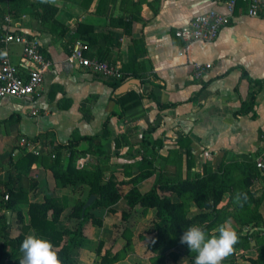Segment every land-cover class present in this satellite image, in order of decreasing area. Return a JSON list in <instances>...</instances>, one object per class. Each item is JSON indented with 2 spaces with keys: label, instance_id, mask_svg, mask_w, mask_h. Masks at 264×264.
I'll list each match as a JSON object with an SVG mask.
<instances>
[{
  "label": "crops",
  "instance_id": "obj_1",
  "mask_svg": "<svg viewBox=\"0 0 264 264\" xmlns=\"http://www.w3.org/2000/svg\"><path fill=\"white\" fill-rule=\"evenodd\" d=\"M229 1L50 0L59 8L58 23L45 27L32 8L23 10L20 19H13V29L36 38L53 65L45 75L43 89L32 102L6 99L0 103V121L12 115L18 117L11 125L0 127V179H9L7 160L12 152L16 155L24 149L22 139L44 135L36 144L46 154L52 142L63 145L77 138L75 131L82 136L103 134L109 117L110 137L102 141L108 158L101 163L108 162L111 172L121 170L120 165H137L144 155L155 153L160 162L175 159L177 163L172 167L179 175L182 161L187 163L188 150L196 162L192 169L195 173H203L204 167L199 164L202 161L206 166L219 158L255 162L264 152V86L255 85L264 80V19L248 16L250 0L242 3L236 0L234 14L215 42L186 44L175 37L177 29L212 9L227 14ZM80 25L91 26L92 34L79 32ZM77 40L88 45L85 56L120 69L129 63L131 56L137 57L145 64L144 80H129L113 91L109 86L112 81L70 61V47ZM19 60L20 50H15L14 62L18 64ZM207 63L212 68L196 79L195 66ZM244 71L251 79L242 78ZM123 87L126 88L121 91ZM131 91L145 97L121 118L117 98ZM255 91L259 94L253 111L236 116L242 102L249 103ZM158 103L176 106L160 110ZM33 109H38L39 114L33 116ZM150 128L156 129L155 132L149 133ZM147 139L155 148H144ZM7 146L9 153H2ZM87 148L86 142L79 147L76 158L79 164L93 161L94 157L83 153ZM63 154L66 163L69 152L65 150ZM4 166L6 169L1 171ZM134 169L136 175L138 166ZM166 172H171L168 167ZM31 179L37 181V189L30 191L29 200L44 202L45 195L50 194L47 187L54 181L52 172L36 164L24 178V185L28 186ZM124 179L129 180L126 176ZM54 197L64 201L62 196ZM114 209L118 213L107 209L109 212L97 214L103 226H107L113 214L125 211L118 206ZM106 237L101 239L117 243V238ZM96 250L90 253L80 244L74 254L75 263L95 264ZM115 264L153 262L149 253L142 255L135 250Z\"/></svg>",
  "mask_w": 264,
  "mask_h": 264
},
{
  "label": "trees",
  "instance_id": "obj_2",
  "mask_svg": "<svg viewBox=\"0 0 264 264\" xmlns=\"http://www.w3.org/2000/svg\"><path fill=\"white\" fill-rule=\"evenodd\" d=\"M238 1L242 3L243 0ZM27 8L33 9L43 27L58 23L56 16L59 8L51 4L50 0H0V38L6 32L5 18L10 15L14 20H18L23 10ZM127 26L126 24V28H128ZM78 31L92 34L93 29L88 25H80ZM61 33H65V31ZM86 57L88 58V56ZM89 58L92 59V57ZM121 72L123 76L120 80L109 83L113 91L118 90L122 84L129 80H144L147 71L143 61L141 62L137 57L131 56L129 63L121 69ZM242 78L251 79L245 71ZM256 84L262 88L264 80H259ZM258 94L259 91H255L250 95L251 100L249 103L242 102L241 109L235 115L250 114L255 107ZM144 97L143 94H137L133 91L118 97L117 102L121 106L120 117H124L129 109L139 105ZM147 97L155 99L152 95ZM174 106L176 104L158 103L160 110ZM17 119V115H12L10 118L0 121V127L11 125ZM109 119L104 124L103 134L82 136L75 131V134L78 135L77 138L63 145L52 142L48 148L49 152L46 154L41 153L37 156L25 149L15 156H12L14 152L11 153L7 160L11 171L10 177L7 181L0 179V238L4 240L0 243V264H3L8 258V250L13 252L12 264H20L21 258L18 257V254L22 253L20 251L22 242L30 232L50 240L63 264H76L74 254L76 249L80 247V241L84 236V230L88 223L92 221L93 224L103 226V221L94 216L92 212L97 209H108L112 213H118L114 207L122 200L126 201L129 208V212L121 211L125 219L131 217L137 207L145 210L154 208V237L147 245V252L151 255L153 264H168L169 258L177 263L178 254L176 252H171L167 256L160 254L159 251L166 247L174 248L180 242L184 231L192 225L203 226L209 233H215L217 227L223 223L219 220V209L226 194H230L229 203L235 205L237 210H246L251 204L262 201L251 190V186L255 181L264 182V173L257 169L255 162L231 161L223 163L216 171L209 168V166H204L203 173L193 174L192 169L195 166V161L191 150L187 152V173L186 175L179 174L178 179L166 172L168 167L166 162H163L161 166H156V155L152 153V155H144L136 175L130 172L126 176L129 180H118V177L111 173L109 165L101 163L102 160L108 158L102 141L110 137ZM155 130L150 128L149 133H153ZM41 137H44V135ZM41 137L28 140L36 143ZM45 137L47 138V136ZM85 142L88 143V148L83 153L94 157V159L92 163L79 164L76 159L77 153H80L79 147ZM149 147L155 148L154 145H149L147 139L144 148ZM65 150L69 152V157L67 162L63 163V151ZM36 164L50 170L59 187L77 189L80 186H88L90 197L92 195L97 197L85 213L84 206L86 203L76 205L73 208L70 219L77 221L75 231L71 232L68 227L63 226L62 215L66 206L59 198L54 197L52 194H46L42 203L29 200L30 191L37 189V181L31 179L29 185L26 186L23 180L28 177L32 167ZM107 173L111 174L107 176ZM155 176H158L155 187L147 193H142L139 185ZM239 176L243 179L242 189L234 185L235 177ZM124 185H130L132 188L127 193H123L122 187ZM166 193H170V195ZM172 195H176L178 200H174ZM7 196L8 199H6ZM192 204L201 212L189 218ZM21 206H25L26 212L23 211ZM8 212L16 213V222L21 225V233L16 238L11 236L13 222H8ZM210 212H213L215 217L212 218ZM261 231L264 236V230ZM252 236L253 233H247L245 236L238 234L239 241L234 249L248 248ZM68 237H71V239L67 240ZM96 254L101 257L100 262L96 264H115L121 260L122 256L125 257L122 253L111 254L106 252L103 254L101 243L96 250ZM230 256L231 254L225 259ZM252 263L261 264L257 261Z\"/></svg>",
  "mask_w": 264,
  "mask_h": 264
},
{
  "label": "rangeland",
  "instance_id": "obj_3",
  "mask_svg": "<svg viewBox=\"0 0 264 264\" xmlns=\"http://www.w3.org/2000/svg\"><path fill=\"white\" fill-rule=\"evenodd\" d=\"M20 49L21 48L19 47H14V50L19 51ZM5 149L6 150H3L2 153H9L10 146H7V148ZM89 162L92 163V161ZM163 162L167 163L168 169H170L171 171L169 172V174L174 175L175 178L178 179L179 175L177 174V169L172 167V164L177 163L176 160H171L170 158L167 161L162 162L156 160L155 165L161 166ZM228 162L229 161L225 160L221 161L220 158L217 160L214 159L210 161V164L212 165L209 166V168L216 171L220 166H222L223 163L225 164ZM140 163L141 162H137V165H131L129 167H127L128 165L126 164L120 165L122 168L121 170L114 171L111 173L116 175L118 177V180L122 181L124 180L125 176L128 175V173H134V168H137ZM104 164L109 165L108 162ZM186 164V161H182V175L186 174L184 171L185 167L187 166ZM199 164L200 166L203 165V167L206 166L203 161ZM5 169L6 166H4L1 171H4ZM173 170L175 171V173H173ZM111 173H107L106 175L109 176ZM193 174H195V172H193ZM235 178L236 179L234 185H237L238 188L240 187V189H242L243 179L240 176ZM157 181L158 176H155L141 183L139 185L142 190L141 192L147 193L151 191L155 187ZM47 188L50 194L54 196L59 195L60 197L62 196L64 198V201H61L63 205H66L65 212L62 215L63 226L68 227V230L71 232L75 231L77 228V221L71 220L70 214L72 213V210L76 205L79 206L83 203L88 202V200L90 199V188L88 186H80L77 187V189L73 187L61 188L58 186L55 179L49 184V187ZM130 188H132V186L124 185L122 187L123 193H127ZM251 190L255 194H259L260 197L258 198L262 201H260L259 203L251 204L246 210H237L235 205L229 203L230 194H226L224 201L219 209L220 222H225L226 220L230 219L232 226L237 231V234L245 236L247 235V233H253V236L250 237L248 248L234 249L231 253V256L228 259H224L222 264H253V261H257L261 264H264V236L261 231L262 229L264 230V182L255 181L251 186ZM160 193L164 194L163 192ZM166 194L170 195V193ZM172 196L174 200H178L176 195ZM116 206L120 208L119 210H125V212H129V208L125 200H122ZM23 211L26 212V209L23 208ZM106 212L109 211H107V209H97L93 211L92 214L97 217L99 215L105 214ZM200 212L201 211L194 204H192L191 209L189 211V218L196 216ZM210 214L212 218L215 217V214L213 212H210ZM16 218L17 214L12 213L10 218V223L13 222V228L11 232L12 238H16L21 233V225L16 222ZM110 218L112 219L110 222H107V226L102 227L93 224L92 221H90L86 229L84 230V236L82 237L80 244L90 250V253L92 251H95L101 243L103 254H105L106 252H110L111 254L122 253V255L124 254L127 256L128 253L135 252V250L141 251L142 255H145V253L148 254L147 245L152 241L154 237V208H148L145 210L141 207H137L135 212L128 219H125L122 214H113ZM32 233L33 232H30L29 234ZM102 236H107V239L109 237L117 238V243L113 242V240L109 243H106L104 240L101 239ZM71 237H68L67 240H70ZM1 242H4V240L0 238V243ZM171 252H176V254H178L176 264H195V257L197 256V253L191 252V250L186 244H181V242H179L174 248L166 247L159 251L160 254H164L167 256ZM12 253L13 252L11 250H8L9 256L3 264H12ZM18 257L22 259L23 253H19ZM100 260L101 257H97L96 263H99ZM168 261L172 264L175 263L173 262L172 258H169Z\"/></svg>",
  "mask_w": 264,
  "mask_h": 264
},
{
  "label": "built area",
  "instance_id": "obj_4",
  "mask_svg": "<svg viewBox=\"0 0 264 264\" xmlns=\"http://www.w3.org/2000/svg\"><path fill=\"white\" fill-rule=\"evenodd\" d=\"M236 9V0L227 3L228 13L212 9L207 13L195 17L188 25L175 31V37L186 44L193 42H215L221 30L227 26ZM247 14L251 18L264 19V0H250ZM6 32L0 38V103L6 99H19L32 102L34 96L43 89L45 75L51 69L53 62L43 52L41 43L34 37L13 29L14 21L9 15L5 18ZM14 47L20 49V60L14 62ZM70 61H75L106 80L118 81L123 74L121 69L113 64L85 56L88 46L81 40L75 41L70 47ZM212 68L211 63L197 64L195 78L200 79L207 70ZM39 114L33 109L32 115ZM21 146L34 153L41 154V148L33 142L22 139ZM15 156V154H13ZM258 170L264 173V152L255 160ZM9 197L7 196L6 199Z\"/></svg>",
  "mask_w": 264,
  "mask_h": 264
},
{
  "label": "clouds",
  "instance_id": "obj_5",
  "mask_svg": "<svg viewBox=\"0 0 264 264\" xmlns=\"http://www.w3.org/2000/svg\"><path fill=\"white\" fill-rule=\"evenodd\" d=\"M238 241L237 231L230 219L220 224L215 233H209L203 226L192 225L180 238L181 244H186L191 252L197 253L195 264H222ZM20 251L23 253L20 264H63L53 243L34 233L25 237Z\"/></svg>",
  "mask_w": 264,
  "mask_h": 264
},
{
  "label": "water",
  "instance_id": "obj_6",
  "mask_svg": "<svg viewBox=\"0 0 264 264\" xmlns=\"http://www.w3.org/2000/svg\"><path fill=\"white\" fill-rule=\"evenodd\" d=\"M127 87V84H126ZM126 87H123L121 91L125 90ZM97 197L92 195L90 197V199L88 200V202L86 203V205L84 206V213L87 211V209H89L92 204L96 201ZM12 212H8L7 213V218H8V222L10 223V218H11Z\"/></svg>",
  "mask_w": 264,
  "mask_h": 264
}]
</instances>
